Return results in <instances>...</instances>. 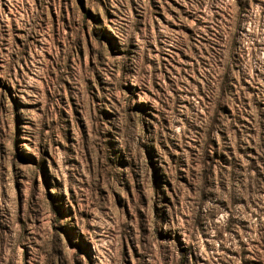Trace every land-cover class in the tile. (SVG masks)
Listing matches in <instances>:
<instances>
[{"label": "rangeland", "instance_id": "obj_1", "mask_svg": "<svg viewBox=\"0 0 264 264\" xmlns=\"http://www.w3.org/2000/svg\"><path fill=\"white\" fill-rule=\"evenodd\" d=\"M0 264H264V0H0Z\"/></svg>", "mask_w": 264, "mask_h": 264}]
</instances>
